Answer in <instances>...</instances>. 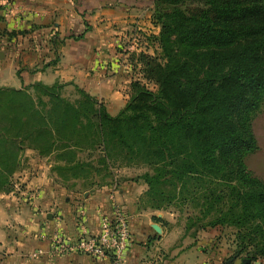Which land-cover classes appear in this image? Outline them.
<instances>
[{
    "label": "trees",
    "instance_id": "1",
    "mask_svg": "<svg viewBox=\"0 0 264 264\" xmlns=\"http://www.w3.org/2000/svg\"><path fill=\"white\" fill-rule=\"evenodd\" d=\"M180 1L196 0L153 5ZM198 1L196 11L159 15L161 57L138 53L141 79L130 82V97L114 116L79 88L71 101L61 84L0 87V193L11 190L25 149L54 153L83 178L94 167L78 154L98 148L99 162L122 154L153 168L140 176L142 196L163 199L156 186L171 180L179 195L216 213L198 228L232 227L237 256L250 249L249 264L264 258V184L241 159L255 148L249 120L264 99V0Z\"/></svg>",
    "mask_w": 264,
    "mask_h": 264
},
{
    "label": "crops",
    "instance_id": "2",
    "mask_svg": "<svg viewBox=\"0 0 264 264\" xmlns=\"http://www.w3.org/2000/svg\"><path fill=\"white\" fill-rule=\"evenodd\" d=\"M153 3L0 0V32H5L0 34V87L61 84L62 95L67 90L75 98L79 88L116 115L130 97V82L141 79L138 53H153L149 45L140 46L142 35L159 32ZM19 162L12 180L20 187L0 193V264H229L221 263V245L210 244L208 229L216 227L176 228L168 211L141 205L147 190L141 174L130 182L78 191L77 185L58 180L53 166L60 162L54 153L41 155L28 148ZM112 202L125 210L132 233L120 261L53 253L54 236L74 239L80 234L75 218L80 205L87 210V230L94 232L99 213ZM251 264H264V258Z\"/></svg>",
    "mask_w": 264,
    "mask_h": 264
},
{
    "label": "rangeland",
    "instance_id": "3",
    "mask_svg": "<svg viewBox=\"0 0 264 264\" xmlns=\"http://www.w3.org/2000/svg\"><path fill=\"white\" fill-rule=\"evenodd\" d=\"M200 7L201 3L198 0L194 2L180 1L167 6L162 5L158 8L153 5L155 16L152 15V19L154 23L159 24V15L165 9L170 10L172 8H177L182 11L193 12ZM156 36L157 35L153 34H150L149 37L147 35H142V39L144 38L145 40H142L143 42L140 46L148 48L149 45L151 48V51L149 52L153 53H146L142 50L140 53L157 56L159 58L161 57V50L155 39ZM144 42H147L146 45H143ZM136 71L137 70H135V72ZM147 85L152 90L156 89V86L153 83H149ZM30 93L33 94V92ZM63 94L65 98L71 101L77 98H75L73 94L68 93L67 90H65ZM33 99L35 101L38 100L36 97H33ZM249 123L255 140V148L242 155L241 159L244 167L250 171L252 176L258 178L264 184V99H261L257 110L251 114ZM26 143L28 144V142ZM78 156L82 161L91 163L94 167L88 168L89 173L86 177L76 178V173H74L73 170L67 169V166L61 163L53 166L56 175L58 176V180L67 186L77 185L78 191L91 187L96 188L97 186H101L111 181L130 182L135 180L139 174L143 175L145 173H149L152 175L154 173L153 168L143 164L140 159L134 158L132 161H128L122 154L114 160L106 159L104 162L100 161V164L99 160L102 158H100L101 152L98 148H84ZM157 188L163 191V199L155 195H144L141 197L140 203L143 207L152 203H161V205H163V210H166L165 212L168 211L169 214L171 213L170 215L168 214V216L172 218V224L176 228H180L182 226L185 228L186 225V227L190 229L189 231H193L197 227L206 225L213 219V217H216L215 212H210L208 214L204 213L205 206L202 205L201 200L197 203V201H192L187 195H179L178 189L173 186L172 181L169 179L162 181L158 184V186H156V189ZM208 231H210V244L212 247L217 248L221 245V250L218 251V255L221 257V263L240 264L242 259L247 260V258L244 257V254L246 255V251H249L250 249H247L243 252L244 254L239 256L235 254L237 241L234 228L229 226H219L216 228H209Z\"/></svg>",
    "mask_w": 264,
    "mask_h": 264
},
{
    "label": "built area",
    "instance_id": "4",
    "mask_svg": "<svg viewBox=\"0 0 264 264\" xmlns=\"http://www.w3.org/2000/svg\"><path fill=\"white\" fill-rule=\"evenodd\" d=\"M19 187V182L12 180V189ZM86 214L85 206L80 205L75 215L80 234L74 239L64 235L54 236L51 241L53 253L84 255L94 260L109 258L113 262L120 261L132 244L128 215L123 207L112 202L108 210L100 212L94 232L88 231L85 226Z\"/></svg>",
    "mask_w": 264,
    "mask_h": 264
}]
</instances>
